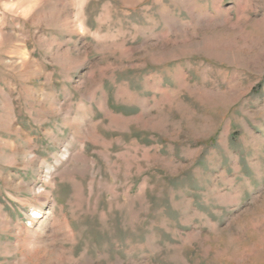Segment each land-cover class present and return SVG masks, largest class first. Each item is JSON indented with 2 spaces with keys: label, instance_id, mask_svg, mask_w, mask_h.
<instances>
[{
  "label": "rangeland",
  "instance_id": "obj_1",
  "mask_svg": "<svg viewBox=\"0 0 264 264\" xmlns=\"http://www.w3.org/2000/svg\"><path fill=\"white\" fill-rule=\"evenodd\" d=\"M0 264H264V0H0Z\"/></svg>",
  "mask_w": 264,
  "mask_h": 264
}]
</instances>
